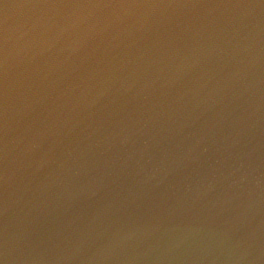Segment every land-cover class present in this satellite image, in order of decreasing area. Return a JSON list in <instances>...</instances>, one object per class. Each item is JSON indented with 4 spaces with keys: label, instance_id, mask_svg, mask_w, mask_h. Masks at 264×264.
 I'll return each instance as SVG.
<instances>
[{
    "label": "water",
    "instance_id": "obj_1",
    "mask_svg": "<svg viewBox=\"0 0 264 264\" xmlns=\"http://www.w3.org/2000/svg\"><path fill=\"white\" fill-rule=\"evenodd\" d=\"M0 264H264V0H0Z\"/></svg>",
    "mask_w": 264,
    "mask_h": 264
}]
</instances>
